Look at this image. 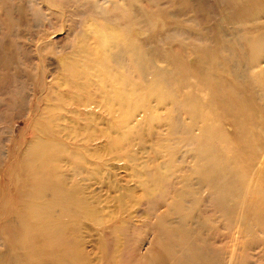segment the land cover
<instances>
[{
	"label": "rangeland",
	"instance_id": "1",
	"mask_svg": "<svg viewBox=\"0 0 264 264\" xmlns=\"http://www.w3.org/2000/svg\"><path fill=\"white\" fill-rule=\"evenodd\" d=\"M233 7L0 0V264H264V117L213 94L261 54Z\"/></svg>",
	"mask_w": 264,
	"mask_h": 264
},
{
	"label": "bare ground",
	"instance_id": "2",
	"mask_svg": "<svg viewBox=\"0 0 264 264\" xmlns=\"http://www.w3.org/2000/svg\"><path fill=\"white\" fill-rule=\"evenodd\" d=\"M203 1L200 0L201 3ZM232 1L234 7L233 12L229 15L230 19L224 16L221 17L224 22H235L237 24L232 31L234 40L230 45L234 46L237 43H241L244 46V44H248L250 50L261 51L260 55L251 58L248 72L253 77H262V82L260 84H254L252 81H249L250 75L246 69L241 70L239 68L237 72L232 73L233 77L235 80L244 81L245 85L236 87L234 83L229 84V95L227 98L225 96L227 92L225 88L215 87L213 94L223 96L220 104L226 110L229 109L234 114L240 110L245 111L248 118V125L252 128L255 113L264 117V65H261V62L264 61V0ZM53 2L55 3V0ZM230 63L238 66L243 61L238 62L236 57ZM262 207L264 209V203Z\"/></svg>",
	"mask_w": 264,
	"mask_h": 264
}]
</instances>
